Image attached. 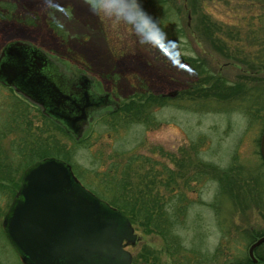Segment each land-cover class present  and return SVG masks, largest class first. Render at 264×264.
Returning <instances> with one entry per match:
<instances>
[{"label":"rangeland","instance_id":"rangeland-1","mask_svg":"<svg viewBox=\"0 0 264 264\" xmlns=\"http://www.w3.org/2000/svg\"><path fill=\"white\" fill-rule=\"evenodd\" d=\"M61 2L58 26L40 0H0V54L27 42L93 78L118 107L78 139L0 84V264H25L3 218L43 158L65 162L129 219V264H250L264 237V0H141L185 42L181 67L84 0Z\"/></svg>","mask_w":264,"mask_h":264},{"label":"water","instance_id":"water-1","mask_svg":"<svg viewBox=\"0 0 264 264\" xmlns=\"http://www.w3.org/2000/svg\"><path fill=\"white\" fill-rule=\"evenodd\" d=\"M82 79L94 85L93 78ZM0 81L38 104L48 98L60 116L58 122L78 139L107 105L84 91L77 95V78L44 51L20 40L10 41L0 54ZM71 111L78 117H68ZM263 143L264 133V157ZM3 230L25 264H129L124 241L136 240L129 219L83 187L70 167L55 158H43L25 169ZM263 241L261 237L250 246V256Z\"/></svg>","mask_w":264,"mask_h":264},{"label":"clouds","instance_id":"clouds-1","mask_svg":"<svg viewBox=\"0 0 264 264\" xmlns=\"http://www.w3.org/2000/svg\"><path fill=\"white\" fill-rule=\"evenodd\" d=\"M43 10L56 25H61L59 13L63 10L61 0H40ZM93 14L128 26L137 44L181 67V59L187 54L184 41L169 39L167 33L143 7L141 0H84Z\"/></svg>","mask_w":264,"mask_h":264},{"label":"flooded vegetation","instance_id":"flooded-vegetation-1","mask_svg":"<svg viewBox=\"0 0 264 264\" xmlns=\"http://www.w3.org/2000/svg\"><path fill=\"white\" fill-rule=\"evenodd\" d=\"M46 54H48V53H46ZM49 55V54H48ZM51 58H53L58 64H60V65H62L59 61H57L54 57H52L51 55H49ZM63 66V65H62ZM70 73V72H69ZM71 74V73H70ZM74 78H77L78 79V81L77 82H75V90H76V94L77 95H79V94H81V91H84V93H87V94H89V96L90 97H94V99H100V98H102V100L103 101H105V103H102L101 101V103L102 104H107L106 106H104L105 108V110H104V112H106V113H104V112H102V113H104V114H102V115H106V114H108L109 112H111V111H113V110H115V109H117V107H118V103H117V101L112 97V94L110 93V92H108L107 90H105L101 85H100V83H98V82H95L94 81V85H91V84H89L87 81H84V79H82V76L84 75V74H77V75H73V74H71ZM85 76H87V75H85ZM89 78H91V77H89ZM0 84L1 85H3V86H6V87H8V88H10L12 91H17L13 86H8V85H5L4 83H2L1 81H0ZM18 92V91H17ZM18 93H20V92H18ZM21 94V93H20ZM25 99H27L28 101H31V100H29L28 98H26L25 96H23ZM32 102V104H34V105H36L40 110H41V112L43 113V116H48V117H50L51 118V120L52 121H56L58 124H60L59 122H58V119L60 118V116L56 113V110H55V108L54 107H52L51 106V102L49 101V99L48 98H45V99H43L42 100V103H40V104H38V103H36V102H34V101H31ZM30 102V103H31ZM68 105V104H67ZM72 115H70V116H68V117H70V118H72V119H74V118H76V117H78V115L76 114V112L75 111H71L70 112ZM97 116L98 115H96L93 119H95V118H97ZM92 119V120H93ZM92 120H90V121H92ZM91 123V122H90ZM63 128H64V130H66L65 129V127L62 125V124H60ZM89 125V124H88ZM67 131V130H66ZM86 132V131H85ZM85 132H84V134H83V136L85 135ZM262 157V156H261ZM262 162H263V164H264V158L262 157ZM264 236V235H263ZM260 237H262V236H260ZM257 239H259V237L257 238ZM253 243V242H252ZM247 257H248V260L250 261V264H264V241L263 242H261V243H259L258 245H256L253 249H252V256H250V253L248 252L247 253ZM230 264H245V263H230ZM247 264V263H246Z\"/></svg>","mask_w":264,"mask_h":264}]
</instances>
